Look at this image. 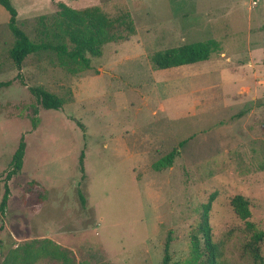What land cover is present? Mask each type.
I'll use <instances>...</instances> for the list:
<instances>
[{
  "label": "rangeland",
  "instance_id": "obj_1",
  "mask_svg": "<svg viewBox=\"0 0 264 264\" xmlns=\"http://www.w3.org/2000/svg\"><path fill=\"white\" fill-rule=\"evenodd\" d=\"M10 3L34 43L45 41L42 30L61 6L125 12L134 32L87 53L90 69L78 74L50 50L17 69L0 6V83L8 84L0 87V201L9 189L0 264H163L167 239V264H189L211 196L208 224L221 261L264 264V239L262 261L246 249L254 231L264 233V0ZM112 31L126 33L124 24ZM208 40L220 45L209 61L165 70L150 61ZM31 87L63 107L45 110ZM21 138L23 166L8 179ZM173 150L172 166L155 171ZM236 195L250 203L253 230L230 205Z\"/></svg>",
  "mask_w": 264,
  "mask_h": 264
},
{
  "label": "trees",
  "instance_id": "obj_2",
  "mask_svg": "<svg viewBox=\"0 0 264 264\" xmlns=\"http://www.w3.org/2000/svg\"><path fill=\"white\" fill-rule=\"evenodd\" d=\"M0 6L9 14L7 27L15 37V42L9 50V57L17 69H21L23 61L29 55L36 54L39 51L50 50L55 52L60 67L71 74H78L90 69V60L87 57V53H94L95 51V55H100L99 49L104 44L126 40L134 32L130 22L127 21L129 17L125 12H120L115 17H111L99 6L87 7L76 11L61 6L63 10L55 13L54 21L50 28L45 27L42 30L45 41L34 43L17 27V12L12 7L10 0H0ZM115 24H124L126 33H114L112 27ZM219 51L220 45L214 40H208L158 51L151 56L150 61L154 69L165 70L208 61L213 54ZM7 85V83H0V87ZM29 91L45 110H59L64 105V101L61 98L41 88L31 87ZM184 143L185 141H182L179 147ZM25 148L26 144L21 138L12 156L11 170L6 175V178L10 179L21 171ZM177 155V150H173L155 162L152 168L159 172L171 167ZM79 164L80 169L83 171V153L80 155ZM8 198L9 189L5 185L4 194L0 201V213L2 214L7 207ZM213 200L214 196H211L208 203L203 206L202 222L200 223L201 239L196 235L191 236L189 264H224L221 261V254L217 245L211 240V228L208 224V213ZM230 205L236 216L246 222L247 228L253 230L254 226L248 220L251 216L249 201L241 195H236L231 198ZM263 239V232L254 231L251 239L246 244V249L254 260L262 261L259 254V244ZM168 247L169 239H167L165 244L163 264L168 262Z\"/></svg>",
  "mask_w": 264,
  "mask_h": 264
},
{
  "label": "crops",
  "instance_id": "obj_3",
  "mask_svg": "<svg viewBox=\"0 0 264 264\" xmlns=\"http://www.w3.org/2000/svg\"><path fill=\"white\" fill-rule=\"evenodd\" d=\"M209 61V60H208ZM244 88L241 89V91L243 90ZM256 98L255 97H252L251 100H255Z\"/></svg>",
  "mask_w": 264,
  "mask_h": 264
}]
</instances>
